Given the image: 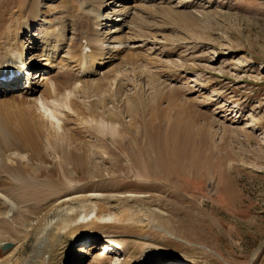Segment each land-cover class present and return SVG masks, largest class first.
Here are the masks:
<instances>
[{"label":"rangeland","instance_id":"1","mask_svg":"<svg viewBox=\"0 0 264 264\" xmlns=\"http://www.w3.org/2000/svg\"><path fill=\"white\" fill-rule=\"evenodd\" d=\"M107 3L102 14L131 4L121 0ZM145 4L150 9H136L140 13L137 18L130 16L123 24L122 41L129 50L122 48L118 56L114 51L110 57L105 55L108 63L101 69L94 66V76L89 80L67 68V59L65 70L76 77L61 73L64 70L60 67L53 69L50 79L60 88L54 102L63 111L58 114L64 130L60 137L47 140L26 121L18 125L21 141L41 150L50 142L60 153L47 150L40 156L43 168L38 178H54L57 184L53 188L41 185L32 195L28 193L26 225L55 204L60 190L72 182L70 195L134 194L145 199L146 207L162 211L158 234L145 241L152 264H264V0H147ZM115 15L113 22H101L103 30L122 22ZM81 16V0H41L38 18L28 31L33 44L22 43L25 60H35V73L40 76L33 80L39 81L42 69H47L38 56L43 28L56 19H65L70 39L74 32L85 33L81 27H71L81 23ZM112 42L105 47L117 46ZM131 51L136 54L129 56ZM19 75L25 85V76ZM157 86L162 91L159 95ZM69 92L73 94L66 99ZM169 92L175 96L167 95ZM130 107L132 110H128ZM110 113L121 115L120 120L113 121L125 137L123 146L118 147L131 162L115 148L106 132L92 127L91 121L98 115H105L110 123ZM179 119L192 131L189 135L178 130ZM166 145L182 166L192 163L194 168L184 166L181 172L172 174L174 177H155L154 171L165 172V165L151 164L146 155L152 152L155 162L162 158L167 163L174 158L164 151ZM62 147L64 151H60ZM183 148L187 150L185 155ZM197 148H201L198 154ZM11 150L0 154L1 189L11 188L13 173L21 170L27 175L39 168V159L28 166L22 160L14 165ZM92 152L97 155L93 159L97 168H92ZM56 156L62 161L58 162ZM96 169L106 176L87 178ZM115 239L125 245V250L105 252L102 235L73 243L69 264H118L127 255L141 254L143 239L129 235ZM5 246L9 248L10 244L0 242L1 252L7 249Z\"/></svg>","mask_w":264,"mask_h":264},{"label":"bare ground","instance_id":"2","mask_svg":"<svg viewBox=\"0 0 264 264\" xmlns=\"http://www.w3.org/2000/svg\"><path fill=\"white\" fill-rule=\"evenodd\" d=\"M109 1L111 0H81V14L83 15V17L81 16V19H83L81 23H76L77 26L75 24L74 26L71 25V27L74 30L81 27V29L83 28L85 30V33L82 34L79 31L74 32L73 37L78 35L80 36L77 37L78 40L76 38L73 43L70 40L73 37H70L69 39V36L66 34L69 28L66 23L67 20L56 19L54 24L48 26L47 28H43L40 33L41 36H38V56L41 60H43L42 63L43 65H46L47 69H42L43 73H40L42 74L40 80L35 81L33 78L38 74V72L35 73V71H31L34 68L35 64L33 62H35V60H25V52L22 43L25 42L23 45H26V42H33V39L28 36V31L31 27H34L33 25L38 18V7L41 0H0V154L6 153V150L9 151L12 147L13 153L11 154H14L15 156L12 155L14 157L10 159L13 161L14 165L17 164L18 160L24 161L26 166L30 164V161L34 162L33 160L37 159L40 161L39 168L37 170L34 168L31 174L25 175L20 169V171L16 170L17 172L13 173L12 176L14 184L10 189L0 188V242L6 241L10 244V247H6L7 249H5V251L1 252L0 250V253H3V255L0 256V264H69L68 255L70 254V246L73 243L83 241L84 239L92 240L100 235L104 238V244L117 245L123 250L126 248L125 245H120L121 243H118L115 237L120 235H129L143 239L144 242L140 244L142 251L141 254L138 257L127 255L122 262L118 264H152L153 257H151V255H149L146 251L148 245L145 241L151 240L153 236L158 234V221L161 217H163V214L158 208L154 209L146 207L144 205L146 203L145 199H143V197L139 198V196L134 194L102 195L99 193H89L87 195H70L72 189H68V187L70 184H74L70 182L60 190L58 193V200L55 204L49 207L35 221L26 225L27 218L25 212H28V202L26 201L29 194L32 195L34 191L40 190L39 186L41 185L53 188L57 184V180L54 178H38L41 168H43L40 156L43 155V151L47 150L53 151L54 154L57 155H60V153L58 152L59 149L57 150L55 147V144L53 145L50 142H48L45 150H41L38 146H31L30 142V145L27 144L28 141H26L27 143L21 141L18 125H21L22 121H26V124L32 125L34 128L31 126L29 127L35 129L39 135L47 140L60 137L64 130L61 127V119L58 114L63 113V111L60 108L61 105L59 107L54 102L57 90L60 88L58 84L52 82L50 79L54 72L53 69H58V67H60L64 70L61 71V73L64 72L65 75H70L72 78L76 77L73 76L74 74L71 75L67 73V70H65V67H67L68 64H65L64 60L67 59L70 62V65H68L67 68H70L75 72L78 71L79 75L82 76V79L85 78L89 80V78L94 76L92 71L94 66L97 69H101L106 65V63H108L106 59H104L105 55L110 57L112 51H114L118 56V53L122 51V48H126V51L129 50L127 49L128 46H125L127 44L124 45L122 41L121 31L124 28L123 24L126 21L125 19L130 16L137 18L140 13L137 14L136 9L148 10L149 5L145 4L147 0H121L122 3L129 1L131 4L121 7L116 11L111 10L102 14L101 9L108 4L107 2ZM115 14H117V17H120L122 22L117 25L112 23V29L109 28V30H103L101 22H113L114 20L111 19L112 15ZM140 17L141 16H139V18ZM33 35L34 34H32V36ZM116 39L117 41H115ZM112 40L114 43L116 42L115 44L119 48L117 46H111L109 48L105 47V45L108 42H112ZM76 41H80V43L78 42L79 44L76 45ZM62 52L65 56L62 55ZM132 53V51L128 52L129 56ZM128 54H126V56H128ZM131 58L134 62L132 64L135 65L137 58L135 55L131 56ZM131 58L129 57L130 60L128 57L126 59L131 62ZM50 68H52V70H49ZM19 71H22V74L24 73L25 85L21 84V75H18ZM14 81L17 83H12ZM157 82H155L156 85ZM76 87L77 86H75V88ZM156 90L158 91V95L162 92L160 91L161 89L159 86H157ZM37 93L38 95L36 96L35 94ZM154 93L156 95V92ZM172 93L169 92L167 95L175 96V93ZM72 94L71 92L67 93L66 99ZM137 95L138 92L135 93L134 97L136 98ZM73 97L76 98V95H73ZM72 100L73 98L71 97V101ZM134 100H132V103ZM65 101L63 100L62 102ZM68 101L70 102V100ZM60 102L59 104L62 103ZM67 103L68 102H66V104ZM69 105L70 104L68 103L67 106ZM132 105L134 107L136 105L135 102ZM67 106L65 105V107ZM67 108L70 109L69 107ZM128 110H132V108L130 107ZM72 113H74V111ZM120 116L121 115L118 113H110L109 117H111L112 121L109 123V121H107L108 118H105V115H101V117L98 115V119L94 122L91 121V123L92 127L98 128L102 132H106L109 135V138L113 141L111 143L115 146V148L122 155H125L129 162H131V157L118 147L123 146L125 137L122 135V131L119 130L118 124L116 126L113 121L120 120ZM181 120H176L178 122V126L180 127L178 130H182L181 132H183L184 135H189V132L192 131L188 130L185 125L186 123H183ZM82 123H84V121ZM27 129L28 128H26V131ZM24 132L25 131L21 132L22 135ZM13 141L16 143L12 144ZM155 141L156 140H153V142ZM204 141L207 142L205 138H203V142ZM147 144L150 145L149 141ZM185 149L186 148H183V154L184 151H187ZM61 150L64 151L65 148L62 147L60 148V151ZM164 151L168 153L167 155L173 157L174 159H170L167 163H165L164 159L157 158V162H155L154 153L151 152L146 155L147 160L151 161V164H157L158 166L159 164L165 165V172L160 173L154 171L157 173V175H154L155 177L159 174L174 177L172 174L178 171L181 172L184 166L186 168L189 166V169L194 168L191 167L192 163H188L186 165L183 164L182 166L180 159L178 157L176 158V156L174 157L170 153L171 151L168 152L167 145L166 147L164 146ZM194 151L190 148L189 152L194 154ZM200 151L201 148L196 149L197 154ZM93 154L94 153L92 152L90 160H93L97 156ZM56 160L58 162L62 161L59 156H56ZM189 161H193V163L195 162L192 158L189 159ZM2 163L3 161L0 157V164ZM96 163V160L92 161V168H97ZM151 168L147 169L151 170ZM63 169H61V171L63 175L66 176V171H63ZM95 171L96 172L87 174V178L106 176L105 173L101 174L99 169H96ZM107 174L110 175L112 173ZM149 175L153 176L151 172H149ZM22 190L25 192H22ZM52 194V192L49 193V195ZM3 231L7 232L8 235H11V238L4 235ZM117 246L115 248H117ZM178 258V261L182 260L180 256Z\"/></svg>","mask_w":264,"mask_h":264}]
</instances>
